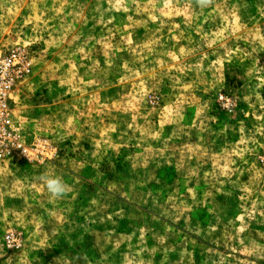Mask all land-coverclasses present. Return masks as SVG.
Wrapping results in <instances>:
<instances>
[{
	"label": "rangeland",
	"instance_id": "374dc122",
	"mask_svg": "<svg viewBox=\"0 0 264 264\" xmlns=\"http://www.w3.org/2000/svg\"><path fill=\"white\" fill-rule=\"evenodd\" d=\"M14 48L0 264H264V0H0Z\"/></svg>",
	"mask_w": 264,
	"mask_h": 264
},
{
	"label": "built area",
	"instance_id": "2783aa9c",
	"mask_svg": "<svg viewBox=\"0 0 264 264\" xmlns=\"http://www.w3.org/2000/svg\"><path fill=\"white\" fill-rule=\"evenodd\" d=\"M32 71L33 60L25 50L14 48L0 56V151L5 153H31L25 134L12 116V95ZM7 241L9 246H17L14 237L8 236Z\"/></svg>",
	"mask_w": 264,
	"mask_h": 264
},
{
	"label": "clouds",
	"instance_id": "9594fccd",
	"mask_svg": "<svg viewBox=\"0 0 264 264\" xmlns=\"http://www.w3.org/2000/svg\"><path fill=\"white\" fill-rule=\"evenodd\" d=\"M195 3L201 9L208 8L214 3V0H195ZM40 183L44 185L49 198L52 200L63 199L70 192V185H68L62 177L50 174L45 171L38 177ZM85 259H87L85 257Z\"/></svg>",
	"mask_w": 264,
	"mask_h": 264
}]
</instances>
